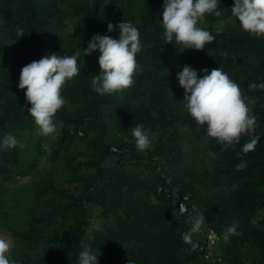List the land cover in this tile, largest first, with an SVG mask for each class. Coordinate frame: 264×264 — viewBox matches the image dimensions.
Wrapping results in <instances>:
<instances>
[{
  "label": "trees",
  "instance_id": "1",
  "mask_svg": "<svg viewBox=\"0 0 264 264\" xmlns=\"http://www.w3.org/2000/svg\"><path fill=\"white\" fill-rule=\"evenodd\" d=\"M162 3L0 0L6 34L0 38V137L12 134L19 142L0 148V230L10 235L8 255L19 264H77L85 248L98 264H193L201 242L195 235L191 244L184 242L188 228L175 211V194L189 195L204 225L218 232L221 264H264V88L250 87L264 83V37L242 31L231 16L234 0H221L220 15H206L199 24L215 37L205 49L167 45ZM123 20L140 32L139 70L130 87L101 96L90 87L100 72L99 53L84 57L83 47L105 34L108 23ZM18 28L25 33L20 39ZM53 53L75 55L83 67L62 89L66 103L53 118L57 131L46 137L27 115L30 105L18 83L23 66ZM185 64L200 76L201 69L222 68L254 101L248 107L258 117L255 150L241 151L248 134L225 148L183 109L176 73ZM141 123L152 139L144 152L130 129ZM192 132L207 137L205 149L214 154L205 172L208 186L225 185L228 194L198 188L186 164L185 140ZM135 164L152 166L156 181ZM233 222L239 234L226 243L223 232ZM21 251L24 257H16Z\"/></svg>",
  "mask_w": 264,
  "mask_h": 264
},
{
  "label": "clouds",
  "instance_id": "2",
  "mask_svg": "<svg viewBox=\"0 0 264 264\" xmlns=\"http://www.w3.org/2000/svg\"><path fill=\"white\" fill-rule=\"evenodd\" d=\"M220 3L221 0H163L160 24L167 45H173L175 41L184 50L205 49L206 44L211 43L215 37L199 24L206 15L219 16ZM231 16L242 31L264 37V0H234ZM113 32H118L117 38L108 34ZM24 34L23 28L17 29L19 39ZM142 50L139 29L132 22L123 20L115 25L108 23L105 34L93 35L87 47H83L84 57L97 51L99 53L97 59L100 72L91 76V89L104 96L130 87L134 82V74L139 70L136 56ZM224 56L228 57V53L225 52ZM82 67L83 60H78L77 56L56 53L45 55L22 67L18 88L25 90L24 95L30 105L27 107V115L33 118L42 135L47 137L56 133L53 118L66 103L62 89L81 73ZM200 71L202 76L185 64L176 73V79L184 92L183 101L180 102L183 109L196 123L205 127L208 137L216 139L225 148L238 144L241 136L248 134L251 139L242 145L241 151L247 153L255 150L260 140L259 135H253L258 127V117L248 107L254 101L242 94L240 86L222 68L211 71L204 68ZM250 87L264 88V83H252ZM130 129L138 151L144 152L152 147L149 130L142 123ZM18 143L12 134L0 137L2 149L15 148ZM205 219L201 214L192 218L191 227L182 236L185 243L193 242V236L202 230ZM238 228V222L226 227L223 232L224 242H230V237L238 235ZM9 250L10 243L0 238V264H18L17 260L9 257ZM77 264H98L97 255L90 248H85L78 253ZM128 264L135 262L129 259Z\"/></svg>",
  "mask_w": 264,
  "mask_h": 264
},
{
  "label": "rangeland",
  "instance_id": "3",
  "mask_svg": "<svg viewBox=\"0 0 264 264\" xmlns=\"http://www.w3.org/2000/svg\"><path fill=\"white\" fill-rule=\"evenodd\" d=\"M75 23H80L77 18L73 19ZM72 27H70V30ZM6 34L2 27V23L0 20V38H5ZM188 139L185 140V152H186V164L189 169L195 171L197 175V179L199 182L197 183L198 188H200L202 193H211L212 191L218 192L222 191L224 195L228 194L229 189L222 185L220 187H209L205 172L208 171L212 164V155H210L205 149V144L207 141V137L199 135L197 132H192ZM78 148L84 149V145L78 141ZM135 167L142 173L144 177L148 179L149 182H155L157 177L156 173H153L152 166H148V164H135ZM16 225V222L14 223ZM20 227H23L20 225ZM0 238L7 240L10 243L9 253L12 252V243L10 235L6 230H0ZM217 248V247H216ZM214 249L217 251V249ZM24 257L23 252H17L16 257L22 258ZM19 264V263H18ZM193 264H208L204 258L203 253H199V255L194 259ZM246 264H253V259H249Z\"/></svg>",
  "mask_w": 264,
  "mask_h": 264
},
{
  "label": "built area",
  "instance_id": "4",
  "mask_svg": "<svg viewBox=\"0 0 264 264\" xmlns=\"http://www.w3.org/2000/svg\"><path fill=\"white\" fill-rule=\"evenodd\" d=\"M175 211L178 216L182 217L187 228L191 227L192 218L199 214L194 204L190 203L189 195L175 194L174 200ZM201 242V250L208 264H221L222 259L215 252L220 236L212 227L203 226L202 230L195 234Z\"/></svg>",
  "mask_w": 264,
  "mask_h": 264
}]
</instances>
